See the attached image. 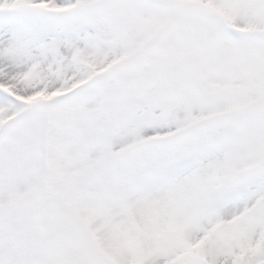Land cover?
I'll use <instances>...</instances> for the list:
<instances>
[{"label": "rangeland", "instance_id": "obj_1", "mask_svg": "<svg viewBox=\"0 0 264 264\" xmlns=\"http://www.w3.org/2000/svg\"><path fill=\"white\" fill-rule=\"evenodd\" d=\"M66 1L59 9L39 10L33 37L0 57V84H13L31 63L58 55L85 28L102 27L109 16L124 19L134 3H141L85 0L69 8ZM151 1L176 7L167 21L170 27L158 29L154 18L143 24L145 33L138 34L143 19L139 9L136 21L123 33L134 56L105 74L119 79V85L140 82L130 100H119L122 114L147 89L157 102L170 88L185 87L196 88L208 99H223L229 109L196 110L198 119L182 133L123 150L109 138L106 149L93 156L87 142L78 158L51 164L34 192L16 201H0V264L264 262V255L254 258L264 233V198L216 229L206 223L229 198L264 181V49L252 43L246 48L225 43L222 37L228 28L206 10L230 17L246 0ZM186 2L195 7L185 11ZM36 11L23 6L11 14L25 19ZM5 16L0 12V31ZM142 40L148 43L141 45ZM98 45L112 44L107 39ZM74 66L67 64L64 74ZM41 70L38 66L27 83L36 85ZM2 101L7 106L0 108V148L4 139L21 140L11 133L24 121L22 111L41 109L23 104L10 108L13 100L7 96ZM15 160L2 169L8 175L1 194L17 192L11 184L24 170ZM261 190L264 185L256 192Z\"/></svg>", "mask_w": 264, "mask_h": 264}, {"label": "bare ground", "instance_id": "obj_2", "mask_svg": "<svg viewBox=\"0 0 264 264\" xmlns=\"http://www.w3.org/2000/svg\"><path fill=\"white\" fill-rule=\"evenodd\" d=\"M64 1L0 0V12L7 14L3 18V30L0 31V57L17 50L33 37L32 29L39 10L59 9V4ZM84 1L66 2L71 5L69 8H78ZM103 1L91 0L97 4ZM140 2L132 5L124 19L109 16L102 27L95 25L85 28L71 37L58 55L31 63L15 76L13 84H0L2 96L13 100L12 104H8L10 108L18 104L41 107L36 111L30 108L22 111L25 119L11 133L14 138L21 140L12 143L4 139L5 143L0 148V201H16L34 192L42 181L44 171L49 170L51 164L72 156L78 158L87 142H90L93 156L106 149L109 138L116 142V149L123 150L168 134L182 133L186 126L198 119V114L194 113L196 110L217 112L229 109L230 106L223 99H208L200 95L196 88L185 87L182 90L170 88L168 94L157 102L152 100L147 89L132 104V108L122 114L119 100L123 97L130 100L133 91L140 87L137 81L119 85V79L112 80V74L105 75L135 54L128 49L123 33L136 21L139 9L142 10L143 19L138 22L141 24L138 34L145 33L143 24L153 23L154 18H158V29L166 30L170 27L167 21L176 8L173 5L164 7L151 0ZM184 5L185 11L195 7L191 2ZM23 6L35 7L37 11L25 19L24 15L11 14ZM206 10L228 28L222 37L225 43L245 48L252 43L256 49H264V0L243 1L230 17L210 7ZM107 39L111 41L110 47L98 45L99 41ZM140 43L145 45L148 40ZM70 63L75 66L68 74H64L66 65ZM38 66H42L39 80L31 86L27 81L33 77ZM105 77L106 81L97 86L96 82ZM116 85L119 87L114 92ZM2 96L1 109L7 106ZM36 154L37 161L34 159ZM15 158L18 166L24 170L23 177L17 176L11 184L17 192L1 194L8 175L2 169L7 161L12 162ZM21 178L27 179V183ZM250 185L251 188L225 201L206 220L210 230L241 216L264 198V190L256 192L263 188L264 181ZM254 253V258L264 255V233L258 239Z\"/></svg>", "mask_w": 264, "mask_h": 264}]
</instances>
